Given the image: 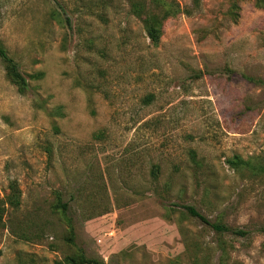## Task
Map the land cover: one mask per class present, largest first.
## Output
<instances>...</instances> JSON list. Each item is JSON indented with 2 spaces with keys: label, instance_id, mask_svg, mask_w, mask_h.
<instances>
[{
  "label": "rangeland",
  "instance_id": "1",
  "mask_svg": "<svg viewBox=\"0 0 264 264\" xmlns=\"http://www.w3.org/2000/svg\"><path fill=\"white\" fill-rule=\"evenodd\" d=\"M175 1L153 45L130 0H0V264H264V173L227 162L264 166V8Z\"/></svg>",
  "mask_w": 264,
  "mask_h": 264
},
{
  "label": "trees",
  "instance_id": "2",
  "mask_svg": "<svg viewBox=\"0 0 264 264\" xmlns=\"http://www.w3.org/2000/svg\"><path fill=\"white\" fill-rule=\"evenodd\" d=\"M255 5L260 8H264V0H255ZM131 12L139 17L143 22L145 33L153 45L158 44L162 34V23L168 16H174L178 14L180 10L179 4L175 0H130ZM238 6L233 3L231 8V15L237 16ZM0 57L3 61V65L6 71L7 77L18 86L19 90L26 87L27 83L25 78L21 75L18 70L16 62L8 56L6 51L0 47ZM260 83H264L261 81ZM231 168L236 171L247 170L252 174L264 173V166H256L251 163L250 160H242L238 156H234L227 160ZM157 169V168H155ZM8 194L0 200V224L4 214V207L6 204L12 207H17L20 204V189L15 180H11L8 185ZM57 206L63 209L66 208V204L58 201ZM186 212L192 216L197 217L203 223L210 226L218 233H224L230 230L222 222H211L203 215H201L194 207L186 205L184 206ZM72 231V228H71ZM234 231V230H233ZM260 232L264 234V225L260 227ZM72 235V232H70ZM233 233L238 235H244L245 232L241 230H235ZM70 235V239H71ZM54 264H100L95 258H90L84 254L81 249H77L74 255H67L62 260H57Z\"/></svg>",
  "mask_w": 264,
  "mask_h": 264
}]
</instances>
